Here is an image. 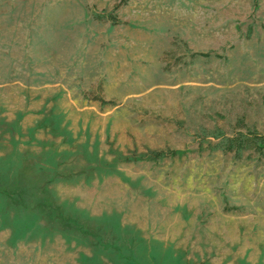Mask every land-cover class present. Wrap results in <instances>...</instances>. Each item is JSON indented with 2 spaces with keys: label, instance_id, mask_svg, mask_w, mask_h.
I'll return each instance as SVG.
<instances>
[{
  "label": "rangeland",
  "instance_id": "obj_1",
  "mask_svg": "<svg viewBox=\"0 0 264 264\" xmlns=\"http://www.w3.org/2000/svg\"><path fill=\"white\" fill-rule=\"evenodd\" d=\"M264 0H0V264H264Z\"/></svg>",
  "mask_w": 264,
  "mask_h": 264
},
{
  "label": "trees",
  "instance_id": "obj_2",
  "mask_svg": "<svg viewBox=\"0 0 264 264\" xmlns=\"http://www.w3.org/2000/svg\"><path fill=\"white\" fill-rule=\"evenodd\" d=\"M259 140H260V141L262 142V144L264 145V137H261Z\"/></svg>",
  "mask_w": 264,
  "mask_h": 264
}]
</instances>
